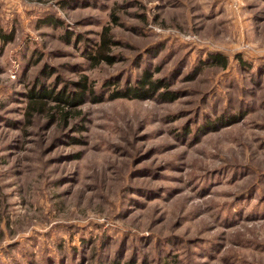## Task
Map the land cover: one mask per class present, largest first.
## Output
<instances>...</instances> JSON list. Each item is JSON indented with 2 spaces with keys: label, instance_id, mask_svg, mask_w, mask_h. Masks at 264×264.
Returning a JSON list of instances; mask_svg holds the SVG:
<instances>
[{
  "label": "rangeland",
  "instance_id": "rangeland-1",
  "mask_svg": "<svg viewBox=\"0 0 264 264\" xmlns=\"http://www.w3.org/2000/svg\"><path fill=\"white\" fill-rule=\"evenodd\" d=\"M129 262L264 264V0H0V264Z\"/></svg>",
  "mask_w": 264,
  "mask_h": 264
},
{
  "label": "trees",
  "instance_id": "trees-1",
  "mask_svg": "<svg viewBox=\"0 0 264 264\" xmlns=\"http://www.w3.org/2000/svg\"><path fill=\"white\" fill-rule=\"evenodd\" d=\"M49 23V22H45ZM69 35V34H67ZM7 37V38H6ZM6 42L10 41V37L6 36ZM66 40H68V37H66ZM111 43V41H108L107 39H102V45L100 44V48H104L108 46ZM97 59L100 57L102 59H109L107 57L102 56L101 53L96 56ZM210 61L215 64L225 66L224 58L221 56H213ZM45 73V70L43 71V74ZM38 85V80L33 85V88L30 89L28 99L31 101H37V100H48L52 103L55 102V104H60L63 107L70 108V107H78L85 102L86 96H88V93H94L92 89H89L86 81L83 80L81 82L76 83L77 90H68L63 89L62 91L55 92V90L47 91L43 86H40L37 91L35 90ZM166 84L162 80H154L152 79V75L148 72L143 73L139 78L136 79L135 84L131 87H125V89L121 91H117L114 95L111 96L113 100H116L118 98L121 99H128V100H139V101H147L152 98H155V95L157 94L159 96V99L161 101L166 100H172L174 99L173 94L165 90V92L158 94V91L165 88ZM36 105V103H34ZM68 112H64V118L66 117ZM116 264V263H113ZM126 264H132V263H126Z\"/></svg>",
  "mask_w": 264,
  "mask_h": 264
}]
</instances>
